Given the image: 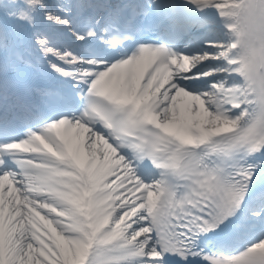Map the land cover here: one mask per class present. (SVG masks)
<instances>
[{"label": "snow or ice", "instance_id": "1", "mask_svg": "<svg viewBox=\"0 0 264 264\" xmlns=\"http://www.w3.org/2000/svg\"><path fill=\"white\" fill-rule=\"evenodd\" d=\"M0 264H264V0H0Z\"/></svg>", "mask_w": 264, "mask_h": 264}]
</instances>
